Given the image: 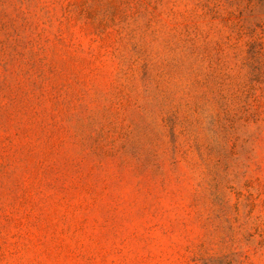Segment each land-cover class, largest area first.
Listing matches in <instances>:
<instances>
[{
	"label": "rangeland",
	"instance_id": "1",
	"mask_svg": "<svg viewBox=\"0 0 264 264\" xmlns=\"http://www.w3.org/2000/svg\"><path fill=\"white\" fill-rule=\"evenodd\" d=\"M0 264H264V0H0Z\"/></svg>",
	"mask_w": 264,
	"mask_h": 264
}]
</instances>
